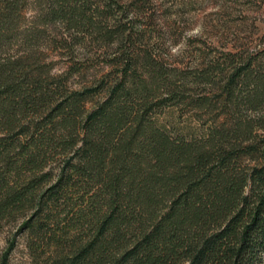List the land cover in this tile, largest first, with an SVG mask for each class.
Returning a JSON list of instances; mask_svg holds the SVG:
<instances>
[{
    "label": "trees",
    "instance_id": "obj_1",
    "mask_svg": "<svg viewBox=\"0 0 264 264\" xmlns=\"http://www.w3.org/2000/svg\"><path fill=\"white\" fill-rule=\"evenodd\" d=\"M47 1L46 20L99 43L133 39L108 25L133 0ZM28 3L0 0V230L25 217L20 231L53 250L45 264H263L264 73L248 64L231 81L255 83L244 99L256 129L236 122L174 138L151 115L176 97L161 99L156 78L125 70L86 109L95 89L70 92L49 76L21 26Z\"/></svg>",
    "mask_w": 264,
    "mask_h": 264
},
{
    "label": "rangeland",
    "instance_id": "obj_2",
    "mask_svg": "<svg viewBox=\"0 0 264 264\" xmlns=\"http://www.w3.org/2000/svg\"><path fill=\"white\" fill-rule=\"evenodd\" d=\"M133 1L129 13L117 12L108 22L133 34L126 45L99 43L90 31L69 29L59 17L46 20L53 5L47 0H29L21 26L34 31L38 63L47 66L49 76L64 77L70 92L95 89L86 109L101 101L100 83L128 70L139 80L156 78L161 99L175 92L172 102L151 114L174 138L201 139L211 127L236 122L256 129L259 113L244 99L255 83L242 87V74L231 81L248 64L255 77L264 73V0ZM130 55L135 61L126 58ZM26 220L4 223L0 264L12 247L8 264H45L53 251L43 252L45 240L20 231Z\"/></svg>",
    "mask_w": 264,
    "mask_h": 264
}]
</instances>
